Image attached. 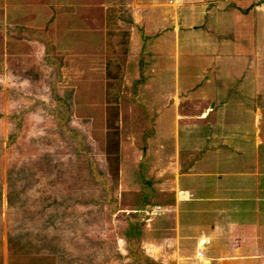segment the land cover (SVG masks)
<instances>
[{
  "label": "crops",
  "instance_id": "obj_1",
  "mask_svg": "<svg viewBox=\"0 0 264 264\" xmlns=\"http://www.w3.org/2000/svg\"><path fill=\"white\" fill-rule=\"evenodd\" d=\"M0 14L9 16L3 34L18 70L24 62L27 70L53 69L57 86L76 95L84 80L92 90L101 82V88L113 91L118 79L132 81L131 93L152 95V131L164 135L148 168L155 181L147 189L135 186L119 159L124 200L113 196L108 212L133 213L159 204L163 213L149 217L144 229L138 219L123 214L126 225L116 239L123 240L119 249L125 261L126 238L137 230L139 248L161 264H264V122L258 105L264 92L258 83L264 52L253 51L255 36L263 32L258 17H264V0H0ZM84 30L97 41L77 36ZM86 58L93 67L83 68ZM180 63L191 70L185 83L180 82ZM204 72L210 75L205 85L221 79L222 91L229 89L217 105L209 101L220 93L197 89L192 82ZM228 80L236 85L228 88ZM58 92L52 89V95ZM181 100L189 102L192 113ZM114 106L119 107V152L129 146L133 159L143 160L136 144L150 133L142 112L131 99ZM165 107L172 111V123L162 132ZM144 191L150 192L149 199L154 194L153 204L139 199ZM90 202L79 213L73 205L69 212L60 208L52 213L54 223L47 224V231L46 219L35 235L19 230L27 238L12 250L30 251H17L14 264H30L26 257L39 251L41 264H99L98 203ZM5 239L0 264H9ZM84 250H90L86 263Z\"/></svg>",
  "mask_w": 264,
  "mask_h": 264
},
{
  "label": "rangeland",
  "instance_id": "obj_2",
  "mask_svg": "<svg viewBox=\"0 0 264 264\" xmlns=\"http://www.w3.org/2000/svg\"><path fill=\"white\" fill-rule=\"evenodd\" d=\"M8 20V15L0 14V22L4 25L2 29L0 24V252L5 249L3 243L6 238L9 264L16 263L14 254L17 251H30L12 250L17 248L18 240L27 238L25 233H19V230H30L35 235L46 219L47 223H44V226L47 231V224L50 226L54 223L55 216L52 213L59 211L60 208L69 212L73 205L72 208L79 213L89 208L91 200H97L98 213L96 208L95 216H98L99 222L95 232H98L100 245L99 250L95 251L98 253L96 257L98 263L127 264L125 256L121 255L124 251L120 250L123 240L116 239L126 225L122 216L124 213L131 214L138 219L135 222L139 228L143 229L149 216H145L142 210L133 213L121 210L116 215H111L108 212L110 202L104 199V189L107 187L110 189L112 198L115 196L121 201L124 200L120 196L121 187L118 186L119 159L121 167L127 169L128 178L135 179V186L144 189L152 187L155 176L150 174L148 168L156 155L159 141L164 136L160 137V134L152 131L155 116L154 110H150L153 102L150 104L149 98L152 95L148 98L147 95L131 93L130 79L126 83L122 82L124 79H118L113 91L101 88L103 87L101 82L100 88L94 83L92 90L87 86L90 81L84 80L82 89L80 85L77 89L81 92L76 95L75 92H71L72 89L63 92L59 88H62V84L57 86L56 72L53 69L49 73L45 68L44 71L27 70L28 63L24 62L23 70H18L15 68L17 66L15 60L9 55L11 46L10 41L6 40L8 36L3 34L8 27ZM258 22L263 32H260L262 35L258 38L255 36L257 48L254 46L253 51L257 50V53H260L264 52V29L261 27L264 26V17H258ZM76 33L77 36L81 34L87 43L97 41L92 31ZM111 47L110 53H115L116 50ZM44 59L42 56L41 65H45ZM86 60L88 59L82 62L83 68L93 67V62L86 63ZM35 66L36 69L39 68L38 63ZM201 69L203 68L200 67L199 70L202 71ZM190 71L186 64L183 66V63H180V82H186L185 76L190 74ZM205 73L207 72L192 82L197 83V89L203 88L205 92L214 95L220 93L221 97L215 96L209 101L210 104L215 101L217 105L219 101L226 99L229 89L222 91L219 81L221 79H211L205 85V77L210 76ZM263 74L264 66L261 67V74L258 77L260 85H264ZM145 80L149 82V79ZM72 82L74 80L71 81L73 85ZM235 85L236 80H228L226 86L230 88ZM52 89H59L58 94L52 95ZM87 90L88 94L83 93ZM130 99L142 112L141 121L146 122L145 129L150 133L147 138H139L136 144L138 152L143 155V160L133 159V149L129 146H124L119 152V122L116 118L119 107L114 106V103L121 102L125 105ZM181 102L186 111L192 113V110L188 109L189 102L182 100ZM168 103L170 102H165L166 105H169ZM203 103L207 104L208 99L205 98ZM163 113V124L160 123L163 127L162 132L164 128L167 131L171 128L168 122L172 123L170 108L165 107ZM165 141L167 139L161 142ZM160 150L159 147L157 151ZM94 173L97 176L103 173L104 177L109 178V182L102 180L100 183ZM149 196L150 192L139 193L142 202L149 200ZM152 202H155L154 194ZM20 245L24 246L21 242ZM145 247L151 250L148 244ZM89 251L84 250L85 263L90 259ZM36 253L32 252L34 256L26 257L32 261L30 264H41L42 253L41 251Z\"/></svg>",
  "mask_w": 264,
  "mask_h": 264
},
{
  "label": "trees",
  "instance_id": "obj_3",
  "mask_svg": "<svg viewBox=\"0 0 264 264\" xmlns=\"http://www.w3.org/2000/svg\"><path fill=\"white\" fill-rule=\"evenodd\" d=\"M258 105L260 107V110L262 113V119L264 122V92L259 95ZM90 168H91V166H90ZM91 170L93 171V168H91ZM94 176L96 179H98V181L100 180V183H102L104 180L109 182V178L104 177L103 173H100L98 176L94 173ZM109 190L110 189L108 187L106 189H104V199L106 201H109L110 203H113V198H112ZM146 202L147 203L151 202V204H153L152 199H149ZM136 231L137 230H135V232H133V230H132V233L130 234L131 236H128L126 238V245H127V249H128V250H126V255L129 257L127 264H161L158 261H155L152 257L147 255L146 253H144V251L139 248L138 237H137Z\"/></svg>",
  "mask_w": 264,
  "mask_h": 264
},
{
  "label": "built area",
  "instance_id": "obj_4",
  "mask_svg": "<svg viewBox=\"0 0 264 264\" xmlns=\"http://www.w3.org/2000/svg\"><path fill=\"white\" fill-rule=\"evenodd\" d=\"M143 212H145V216L157 215L160 216L163 213V208L159 204H154L152 206L146 207ZM200 254V253H198Z\"/></svg>",
  "mask_w": 264,
  "mask_h": 264
}]
</instances>
